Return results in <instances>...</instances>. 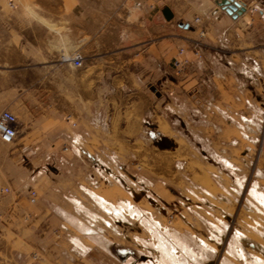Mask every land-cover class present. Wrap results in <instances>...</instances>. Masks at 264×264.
<instances>
[{"label":"crops","instance_id":"obj_1","mask_svg":"<svg viewBox=\"0 0 264 264\" xmlns=\"http://www.w3.org/2000/svg\"><path fill=\"white\" fill-rule=\"evenodd\" d=\"M238 1L246 10L236 18L216 0H95L93 14L82 0H61L57 14L40 0L18 5L31 13L29 45L18 26L8 35L15 49L29 48L37 76L29 86L15 82L30 90H18L8 109L17 134L6 144L19 175L2 180L0 160V264H87L94 247L80 217L110 215L116 232L118 216L145 217L135 201L152 194L165 201L191 193L204 210L202 196L240 194L249 179L244 198L253 203L245 206L264 212V0ZM179 48L189 60L182 76L172 67ZM74 53L81 66L61 61ZM6 88L0 79V112ZM200 143L211 159L200 156ZM212 206L208 216L223 210ZM105 245L116 254L129 248Z\"/></svg>","mask_w":264,"mask_h":264},{"label":"rangeland","instance_id":"obj_2","mask_svg":"<svg viewBox=\"0 0 264 264\" xmlns=\"http://www.w3.org/2000/svg\"><path fill=\"white\" fill-rule=\"evenodd\" d=\"M30 1L15 0L14 5L10 6L6 0H0V79L7 81V104L2 103V110H11V107L17 105L18 100L15 95L18 90H30L29 87H14L15 82L18 81L17 83L29 86L30 80L37 76V65L26 55L29 48L26 51L15 49L8 35L9 28L18 26L19 31L25 34V44L29 45L31 34L29 17L31 13L30 10L20 11L18 5L29 6ZM40 1L45 10L48 9L57 14L61 0ZM82 1L87 3V11L93 14L95 0ZM80 8L76 7V16H78L79 10H83ZM35 31L39 32L37 29ZM42 36L45 38L46 33L43 32ZM172 90L173 93L174 87ZM168 91L170 92L169 89ZM231 125L236 127L234 123ZM198 150L200 156L211 159L205 144H198ZM16 154L13 144L0 141L2 180L5 178L14 179L19 175L15 168L14 156ZM221 169L230 170L223 164ZM247 181L245 187L248 185ZM245 187L240 194L221 195L222 197L213 201L202 196L204 200L199 201V205H202L204 210L195 209L194 201L196 199L191 196V193H185L180 198L175 197L165 201L152 194L149 200L145 198V200L135 201L139 210H149L148 213L146 211H142V213L145 217L150 216L152 219L137 213L129 219H126V216L124 218L118 216V222H113L118 224V228L115 225L118 229L116 232L110 228V222L114 220L110 215L102 214L94 219L81 216L80 222H76L77 227L79 226L83 230L81 234L84 240L89 243L88 245L97 249L93 248V251L87 252L89 258L87 264H92V262L93 264H255L254 261L252 262L254 258L264 261V212H249L245 202L252 204L253 201L248 195L244 198L247 189ZM8 193L10 190L7 193L2 192V195ZM222 198H225L226 201L224 202ZM213 204L223 210L216 214L211 212L212 215L208 216L205 213L206 207L212 208ZM248 213H251L252 216ZM119 215L121 216V214ZM206 220L212 223L210 224ZM220 221H223L225 226ZM213 224L218 226L219 230L213 228ZM239 231L246 235L245 238H242L243 240H241L242 235ZM64 233L69 234L67 239L77 235L75 232ZM112 239L128 245L129 248H120L118 254L114 253V249L105 245L106 243L110 245ZM71 246L78 252L82 251L75 245L71 244ZM34 254L31 256L34 257Z\"/></svg>","mask_w":264,"mask_h":264},{"label":"built area","instance_id":"obj_3","mask_svg":"<svg viewBox=\"0 0 264 264\" xmlns=\"http://www.w3.org/2000/svg\"><path fill=\"white\" fill-rule=\"evenodd\" d=\"M7 3L10 6H13L15 3V0H6ZM254 9V8H253ZM255 10V9H254ZM199 19L196 18L195 21H198ZM200 35H203V31H200ZM200 46V41H197L194 43V53L199 54V47ZM184 48H179L178 53L175 57L172 59V67L173 70L175 71V74L177 75H184L187 67L189 60L185 57L182 56L184 53ZM61 61L64 63L71 64L73 66L79 67L82 64V57L80 54L74 53L71 55H62L61 56ZM72 125L74 123L70 121ZM227 123H234L237 128L241 127V125L238 122H233L230 119L226 120ZM17 118L14 115V113L8 109H3L0 112V141L3 143H12L16 137L17 134ZM264 143V111L262 115V123H261V128H260V136H259V147H258V152L257 155L260 153L262 145ZM3 193H7L9 189L7 187L2 188L1 190ZM37 198V194L35 190H30L29 191V200L31 203H35ZM34 259L37 258V255L34 254Z\"/></svg>","mask_w":264,"mask_h":264},{"label":"water","instance_id":"obj_4","mask_svg":"<svg viewBox=\"0 0 264 264\" xmlns=\"http://www.w3.org/2000/svg\"><path fill=\"white\" fill-rule=\"evenodd\" d=\"M216 3L221 6L233 18L238 17L246 10L244 4L238 0H216ZM165 15L169 18L170 12L166 11Z\"/></svg>","mask_w":264,"mask_h":264},{"label":"bare ground","instance_id":"obj_5","mask_svg":"<svg viewBox=\"0 0 264 264\" xmlns=\"http://www.w3.org/2000/svg\"><path fill=\"white\" fill-rule=\"evenodd\" d=\"M162 244H163V242H162ZM164 246H166L165 244H164ZM169 246V245H168ZM162 248V247H161ZM254 261V263L255 264H264V261L263 260H261L260 258H254V260H252V262Z\"/></svg>","mask_w":264,"mask_h":264}]
</instances>
